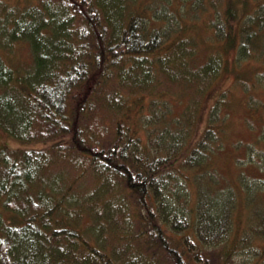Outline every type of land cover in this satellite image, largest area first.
I'll return each instance as SVG.
<instances>
[{"label": "trees", "instance_id": "obj_1", "mask_svg": "<svg viewBox=\"0 0 264 264\" xmlns=\"http://www.w3.org/2000/svg\"><path fill=\"white\" fill-rule=\"evenodd\" d=\"M169 2L0 0V264H264V246L238 257L264 241V178L233 187L213 161L223 76L263 103L243 75L264 60V0Z\"/></svg>", "mask_w": 264, "mask_h": 264}, {"label": "rangeland", "instance_id": "obj_2", "mask_svg": "<svg viewBox=\"0 0 264 264\" xmlns=\"http://www.w3.org/2000/svg\"><path fill=\"white\" fill-rule=\"evenodd\" d=\"M152 2V8L154 10L159 9V11L167 10L166 12L173 15V11L176 10L178 6V3L172 4L169 2L170 0H150ZM166 5H169V8H167ZM163 12H160L158 14H162ZM16 45V46H15ZM14 45V53L12 52V58H14L15 61H19L20 64L28 65L31 62L32 54L30 46L27 42L20 41L17 42ZM11 49H8L10 51ZM6 52L4 50L0 49V58L3 59ZM12 63H14L12 61ZM250 70L243 75L245 77V80H249L251 84L250 90L252 94H256L260 100L264 103V60L260 59L257 61H252L248 69ZM252 73H249L252 71ZM249 73V74H248ZM259 78H261V81H259ZM257 84L255 85L254 82ZM218 90L215 92V94L219 93V91L227 90L228 96L230 97L229 100V107L226 109H222L221 113H227L229 115V127L228 132H226L225 137L223 138V141L226 145L225 149L223 151L217 150V154L214 156V164L219 169L220 174L228 177L231 181H229V185L237 187V179L235 180V177H240L238 180L239 184L242 182V180L245 179L243 170L247 172V174L252 178V180H255L254 178H257L260 176H263L264 178V166L259 168V165L261 162H255L252 161L251 150L254 153H257L258 147L261 146L264 148V134H262V131L264 129V104L262 103L261 108L258 110V112L250 111L248 110L246 104H244L246 95L244 94L243 88L239 82H237L236 76L232 74V72L228 71L220 81V83L217 85ZM221 92V93H222ZM256 92V93H255ZM209 97V96H207ZM190 97H186L184 101L188 103ZM214 99H212L213 101ZM207 98V102H208ZM207 102L206 105L207 106ZM227 102V101H226ZM225 104V102H224ZM229 108V109H228ZM249 117L251 121L245 122L244 117ZM226 128L224 127V130ZM223 130V131H224ZM2 137V136H1ZM0 137V138H1ZM8 144L10 145H17V140L12 139L9 140L8 136L5 134V137ZM3 138V139H4ZM235 143H238V146H234ZM37 145V144H36ZM252 148V149H251ZM216 153V152H215ZM249 155V158L247 156ZM237 157L244 160L245 166L241 167L239 164H241V160H237ZM249 159L251 161H249ZM256 159V158H255ZM72 168L67 167V171H70ZM74 173V172H72ZM77 174V171H75L74 174L70 175V178L74 177ZM262 182V186L264 185V179H259ZM256 182H259L258 180H255ZM224 184L227 183L226 179H223ZM93 182L89 179H86L82 184H80V188L86 189V187L92 188ZM233 186V187H234ZM264 187V186H263ZM257 202L260 205H264V193H261L259 196H257ZM257 234V233H256ZM262 242V243H260ZM253 249L252 251L250 249H245L244 252H241L238 256L239 258H246L250 254H255L259 250L258 247L264 246V241H260L257 238H254V242L252 243ZM264 248V247H263Z\"/></svg>", "mask_w": 264, "mask_h": 264}]
</instances>
